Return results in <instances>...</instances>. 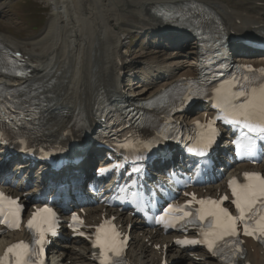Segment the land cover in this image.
<instances>
[{
  "label": "bare ground",
  "instance_id": "1",
  "mask_svg": "<svg viewBox=\"0 0 264 264\" xmlns=\"http://www.w3.org/2000/svg\"><path fill=\"white\" fill-rule=\"evenodd\" d=\"M189 3L209 8L229 32L252 40L264 37V0H50L51 10L39 34L19 37L11 29L0 27V42L19 52L31 68V76L27 78L11 79L0 74V84L32 86L33 79L39 81L42 94L50 101L44 122L45 137L58 139L78 117L83 116L90 122L102 98L122 96L129 101H146L177 79L197 73V39L191 33L174 30L173 24L164 23L153 13L161 7ZM4 6L5 3H0V12ZM147 30L160 37L158 47L137 57L128 55L131 52L123 50L127 31ZM162 38L168 41V46L162 43ZM234 48L240 60L264 65V54L250 51L239 43L234 44ZM127 58L131 59L130 78L124 77L122 82L125 65L120 59ZM126 79L129 83H125ZM196 108L199 109L195 110L193 119L204 113L205 105ZM92 161L93 158L81 167L86 177L91 176ZM244 167L239 164L227 173H239ZM23 168L24 164L14 166L16 174L12 181L16 183L15 187L8 175L0 174V182L3 178L7 180L3 187L16 196H23L27 191L24 179L19 177ZM66 177L68 180L75 178L71 173ZM43 178L29 189V194L44 188ZM205 188L217 195L223 190L222 181ZM205 188L199 192L203 193ZM79 193H82V187L76 186L74 181L64 189V196H74L68 205L74 210L82 206L75 202ZM25 200L28 201L23 198ZM86 210L90 225L98 223L104 213L101 205L87 206ZM113 214L124 229L128 223L134 224L136 230L128 254L135 264H161L162 253L167 254L172 264H221L205 252L177 249L171 243V235L149 233L138 219L133 220L124 212L114 211ZM21 237L22 234L16 233L0 236V254L6 245ZM247 245V260L252 264H264L262 248L251 241H247ZM158 246H161L160 250H157ZM52 253L53 264H95L90 245L85 240L56 242Z\"/></svg>",
  "mask_w": 264,
  "mask_h": 264
},
{
  "label": "snow or ice",
  "instance_id": "2",
  "mask_svg": "<svg viewBox=\"0 0 264 264\" xmlns=\"http://www.w3.org/2000/svg\"><path fill=\"white\" fill-rule=\"evenodd\" d=\"M240 96H244L245 93H239ZM229 103L231 101L229 100ZM234 112L243 116V117H258L261 121V126L258 128L259 131L264 132V89H261L259 94H254L252 99L247 100L245 103H240L237 107H234ZM233 192L235 193L236 207L239 209V216L233 217L230 215L227 209L220 207V202L218 201H204L201 200L199 203L204 206L200 210V220H204L207 217L213 219L214 230L210 234L212 238L208 239L209 247H212L216 239H222L224 235H236V225L237 220L244 221V230L246 235H253L256 231L264 233V215L260 216V219L257 221L255 228H250L248 221L245 219V213L247 211L248 215L251 216L253 212L256 211V207H264V181H260L256 185H245L242 188L235 187L236 181H232ZM227 200V197L223 198ZM49 209L45 208L36 213V217L29 222V227L33 225L37 226L38 231L40 232L41 240L43 239V225L47 223V220L43 217V213H48ZM189 215V213H185ZM163 219V217H161ZM40 223H37V221ZM99 239V237H98ZM41 241L38 240L37 243ZM14 249H27V246L22 242L10 247L8 252L11 253ZM25 253L18 252L16 264H23L22 257Z\"/></svg>",
  "mask_w": 264,
  "mask_h": 264
},
{
  "label": "rangeland",
  "instance_id": "3",
  "mask_svg": "<svg viewBox=\"0 0 264 264\" xmlns=\"http://www.w3.org/2000/svg\"><path fill=\"white\" fill-rule=\"evenodd\" d=\"M3 3H5V7L3 12H0V27L11 29L19 37L39 34L46 25L51 10L50 0H3ZM147 31V33H145L146 31L140 33L127 31L125 49L123 50L131 52L135 57L144 52L155 50L160 41L158 42L153 32ZM162 42L168 46V41L162 40Z\"/></svg>",
  "mask_w": 264,
  "mask_h": 264
}]
</instances>
